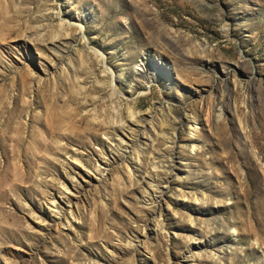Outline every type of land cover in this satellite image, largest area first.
<instances>
[{"label": "rangeland", "instance_id": "obj_1", "mask_svg": "<svg viewBox=\"0 0 264 264\" xmlns=\"http://www.w3.org/2000/svg\"><path fill=\"white\" fill-rule=\"evenodd\" d=\"M0 264H264V0H0Z\"/></svg>", "mask_w": 264, "mask_h": 264}, {"label": "bare ground", "instance_id": "obj_2", "mask_svg": "<svg viewBox=\"0 0 264 264\" xmlns=\"http://www.w3.org/2000/svg\"><path fill=\"white\" fill-rule=\"evenodd\" d=\"M107 69V68H106ZM106 69H105V71H106ZM191 127V126H190ZM85 178V177H84ZM67 189H69V188H67ZM54 201H56L55 199H54ZM65 203H66V205H69L70 207H71V205L73 206L75 203H76V201H75V199H73L72 197H68L67 199H65V200H63ZM70 212H71V215L73 216V210L70 208ZM75 215V214H74Z\"/></svg>", "mask_w": 264, "mask_h": 264}]
</instances>
